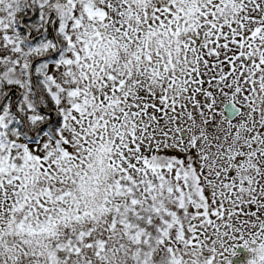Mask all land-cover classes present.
I'll return each instance as SVG.
<instances>
[{
  "label": "snow or ice",
  "instance_id": "snow-or-ice-1",
  "mask_svg": "<svg viewBox=\"0 0 264 264\" xmlns=\"http://www.w3.org/2000/svg\"><path fill=\"white\" fill-rule=\"evenodd\" d=\"M264 264V0H0V264Z\"/></svg>",
  "mask_w": 264,
  "mask_h": 264
},
{
  "label": "rangeland",
  "instance_id": "rangeland-1",
  "mask_svg": "<svg viewBox=\"0 0 264 264\" xmlns=\"http://www.w3.org/2000/svg\"><path fill=\"white\" fill-rule=\"evenodd\" d=\"M240 252H241L242 259L238 258L236 261V264H246V260L249 258V254L243 249H241Z\"/></svg>",
  "mask_w": 264,
  "mask_h": 264
}]
</instances>
